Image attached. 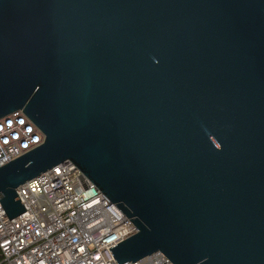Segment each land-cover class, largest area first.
Here are the masks:
<instances>
[{
    "label": "water",
    "instance_id": "1",
    "mask_svg": "<svg viewBox=\"0 0 264 264\" xmlns=\"http://www.w3.org/2000/svg\"><path fill=\"white\" fill-rule=\"evenodd\" d=\"M43 143L18 187L71 161L138 227L119 264H264V0H0V119Z\"/></svg>",
    "mask_w": 264,
    "mask_h": 264
},
{
    "label": "built area",
    "instance_id": "2",
    "mask_svg": "<svg viewBox=\"0 0 264 264\" xmlns=\"http://www.w3.org/2000/svg\"><path fill=\"white\" fill-rule=\"evenodd\" d=\"M23 111L0 119V166L43 143ZM26 211L9 218L0 202V264H119L112 246L139 231L73 162L17 189ZM125 264H174L158 251Z\"/></svg>",
    "mask_w": 264,
    "mask_h": 264
}]
</instances>
